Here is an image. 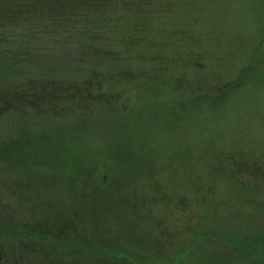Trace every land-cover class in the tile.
Returning <instances> with one entry per match:
<instances>
[{"label": "rangeland", "instance_id": "1", "mask_svg": "<svg viewBox=\"0 0 264 264\" xmlns=\"http://www.w3.org/2000/svg\"><path fill=\"white\" fill-rule=\"evenodd\" d=\"M118 12L0 40V264H264V0Z\"/></svg>", "mask_w": 264, "mask_h": 264}, {"label": "trees", "instance_id": "2", "mask_svg": "<svg viewBox=\"0 0 264 264\" xmlns=\"http://www.w3.org/2000/svg\"><path fill=\"white\" fill-rule=\"evenodd\" d=\"M155 0H0V40L4 38L24 37L26 34L32 40L26 42L19 50L20 55L27 52L36 57L32 60L42 61L43 53H47L44 47L54 52L71 46L70 38L58 43H43L37 39L41 30L40 21L45 26L55 30H64L68 33H80L93 36L94 40L125 39V32L120 29L123 24L119 19L118 7L141 6L151 4ZM157 1V0H156ZM159 1V0H158ZM23 17L24 20L32 21L25 27L15 24L13 21ZM15 31L16 34H14ZM45 31V32H47ZM44 32V33H45ZM13 33V35H9ZM122 38V39H121ZM133 43V42H131ZM63 45V46H60ZM19 54L16 57L21 58ZM97 74H88L89 79H98ZM95 80V79H94ZM59 250V245L56 246ZM85 247V246H84ZM85 248H81L80 252Z\"/></svg>", "mask_w": 264, "mask_h": 264}]
</instances>
